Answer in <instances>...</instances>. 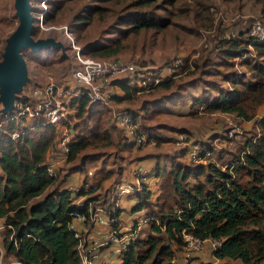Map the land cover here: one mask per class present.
<instances>
[{"label": "trees", "instance_id": "trees-1", "mask_svg": "<svg viewBox=\"0 0 264 264\" xmlns=\"http://www.w3.org/2000/svg\"><path fill=\"white\" fill-rule=\"evenodd\" d=\"M72 1L49 0L42 17L45 25L58 20L65 4ZM178 1L87 0L72 15L68 31L83 42L84 54L113 57L121 50L122 39L128 40L150 29L163 31L172 25L174 17L169 6L174 8ZM253 1L260 4L264 16V0ZM161 10L163 16L159 15ZM180 12H184L183 7ZM112 15L117 16L112 24L116 40L110 39L113 41L107 43L87 39L84 32L99 26L100 17L107 24V18ZM248 31L231 35L217 53L221 58L219 65L227 69L221 78L228 81L230 90L214 95L212 90L203 89L198 95H190L193 105L202 106L207 112L234 113L250 120L264 103V37L257 38ZM36 32L34 26L32 35L36 36ZM53 51L63 54L60 49L42 48L28 56L34 60ZM235 64L245 71L234 70ZM207 65L212 70L216 64L204 60L201 75L213 74L205 69ZM195 68L198 69V65ZM165 77L156 86L169 88L175 85L172 79ZM132 80L133 84H130ZM202 80L194 77L191 82L201 83ZM209 84L211 88L217 85L213 81ZM41 85L34 84L33 87ZM110 85H117L123 92L110 95L116 102L132 101L144 88L130 77L113 79ZM26 86L18 96L28 97L26 94L33 87L25 89ZM98 104V101H90L83 91L72 94L64 103L67 114L77 119L70 126L75 133L68 144L67 162L77 160L89 147L114 142L111 130L101 125L102 111L95 108ZM0 117L4 115L0 113ZM131 119L136 121V115L131 114ZM255 125L257 131L245 137L226 163L213 160L175 162L165 170V176L159 182L161 192L155 202L151 199L148 178L141 183L142 190L138 191L131 210H144L150 232L145 238L137 237L131 241L117 264H175L174 260L182 253L183 231L201 239L219 240L220 245L212 250L217 259L238 258L243 264H264V116L258 118ZM13 131L18 132L15 138L10 137ZM59 134V125L45 122L42 116L27 119L21 126L14 120L0 124V219L6 224L0 231V244L2 255L11 254L21 264H83L77 249L78 238L69 228V222L73 213L88 217L89 203H94L96 198L90 189L80 188L73 193L60 188L59 184L65 178L59 180L58 175L48 172L47 153L51 146H57ZM120 138L123 140V133ZM87 156L91 154L82 156L81 162L73 165L71 171H83L85 161L91 158ZM156 172L157 176L161 175L159 167ZM80 196H85L84 200L76 203ZM199 264L217 263L201 261Z\"/></svg>", "mask_w": 264, "mask_h": 264}, {"label": "rangeland", "instance_id": "rangeland-1", "mask_svg": "<svg viewBox=\"0 0 264 264\" xmlns=\"http://www.w3.org/2000/svg\"><path fill=\"white\" fill-rule=\"evenodd\" d=\"M30 1L34 6L36 36L52 34L63 42L64 39L59 30L48 32L40 25L42 24L43 27L65 25L68 30L72 15L80 10L82 4L87 2V0H73L66 3L64 12L59 14L58 20L45 25L43 21L41 23L38 21L39 14L43 10L40 0ZM48 1L44 2L46 4L45 11ZM169 7L174 17L172 25L163 31L150 29L132 36L128 40L122 39L121 50L117 55L112 56L126 58L145 69H157L167 75V78L172 79L175 85L169 88L160 86L143 88L135 94L134 99L130 102L112 101L111 94L104 96L101 101H98L99 104L95 108L102 111L101 125L111 130L114 142L108 145L101 143L99 147L95 148L89 147L83 150L79 158L73 162H67L66 154L56 144L51 146L47 153V164L57 167L54 173L59 178L64 176L72 187L78 185H84L86 189L90 186L95 187L92 192L96 198L95 204H100L106 209L112 207L118 210L123 209L121 206L124 205V214L119 222L122 227L126 228L131 224L130 209L134 205L138 191L142 190V186L137 188L133 184L128 191L132 192L130 196H128L129 193L118 192V187L132 184V180L134 183L136 163H138L137 167L144 169L148 179H152L149 185L153 187L150 192L151 199H154L153 202H155L157 200L155 197H159L161 192L159 182L165 176V170L172 167L174 162L193 163L188 160L185 154L181 156V150H185L192 142H200L206 144L210 150L211 155L206 160L226 163L233 157V153L237 152L245 137L257 131L255 122L264 116V103L259 106L253 117L247 120L234 113L207 112L202 106L193 105V99L190 97V95L194 96L203 92V89L212 90L214 95H218L222 90H230L231 85L221 78V74L227 69L219 65L221 58L217 53L223 47L226 39L238 31H248L247 29H250L255 19L261 20L264 29V16L260 12V4L253 0H180L174 8ZM182 7L184 12H180ZM159 15L163 16L164 12L161 10ZM116 17V15L108 17L107 24L100 17L99 26L84 32L88 35L87 39L95 38L107 43L112 42L117 37L114 25L112 26ZM16 24L13 0H1L0 54L5 38ZM72 36L82 47L83 42L76 37L75 33ZM64 45L66 50L65 52L61 51L63 54L54 51L47 52L34 60L28 56L32 51L24 49L23 54L29 76V82L27 86L25 85V89L33 87L34 84L40 85L51 81L57 87L65 90L63 92L65 96L60 95V99L68 101L69 97L66 96L70 91L73 93L76 86L70 79L72 64L70 57L66 55L70 52L65 42ZM204 60L207 63L210 61L216 64L212 70L208 65L205 68L211 70L212 75H201L200 68ZM195 65H198L199 68L196 69ZM233 69L238 72L245 71L238 64H235ZM194 77L203 80L201 83H192L191 79ZM209 81H213L217 85H212L211 88ZM65 108L66 116L64 115L62 120L69 121V126H72L77 119L73 118L72 114H67L68 108ZM128 110H133L131 112L137 115L136 122L139 130L150 138L142 146L137 147L132 143L130 147L124 146L125 142L120 138L122 132L116 127L117 123L113 114L120 111L128 112ZM64 128L59 126L60 131L62 129L61 135ZM68 130L71 136L75 133L72 127H69ZM87 154H91V156H87L91 158L85 161L83 171H71V167L80 163L82 160L80 158ZM158 167L161 169V175L156 178ZM130 168L133 172L129 170ZM155 178L159 179L156 185L153 184ZM80 179H84V181L73 184ZM128 197L132 199L131 202H128ZM121 199L123 202H120ZM149 232L148 225L143 226L138 237L145 238ZM203 249L198 254L206 256L211 261H217L218 264H243L238 258L217 259L212 254L211 246L208 243ZM181 256L182 254L179 253L177 259H180V264H183ZM11 258L12 255L8 254L2 255L0 259L7 261Z\"/></svg>", "mask_w": 264, "mask_h": 264}, {"label": "built area", "instance_id": "built-area-1", "mask_svg": "<svg viewBox=\"0 0 264 264\" xmlns=\"http://www.w3.org/2000/svg\"><path fill=\"white\" fill-rule=\"evenodd\" d=\"M46 0H40L42 11L39 14V22L41 23L43 13L45 12ZM49 29L48 27H40L47 30H59L61 36H63L65 44L68 46L70 54L68 57L71 59V71L70 79L73 84L79 89L73 93L70 91V97L72 94H76L79 91L85 92L92 102L101 101L104 96L108 94L105 92L106 88L110 85L113 79H121L124 77H130L135 79L139 85L145 89L156 86L161 80L166 78L165 74L161 73L157 69L150 70L145 69L143 66H138L136 63L129 61L123 57H108L100 58L94 57L82 52L80 44H78L72 34L67 30L65 25H60ZM50 27V26H49ZM248 33L257 38L264 37L263 24L260 19H255L252 23ZM233 33L232 35H234ZM63 42V43H64ZM65 90L57 87L55 83L49 81L41 86L33 87L26 96H18L14 101V106L11 111L3 114L4 117H0V124H4L7 121H18L20 126L25 124V120L33 119L36 116H42L45 122L53 125H59L64 128L61 135L59 134V140L57 147L60 148L64 154L67 155L69 150V141L72 136L69 133L68 128L69 121H63L66 108L64 107L65 100L60 99V95L65 96L63 93ZM66 116V115H65ZM116 125L121 129L124 138L123 141L134 146H142L146 144L150 138L139 130L136 122L131 119V114L127 111H120L113 114ZM68 127V128H67ZM18 136L17 131H13L10 134L11 138ZM186 156L189 161L193 163L205 162L210 155V150L206 144L200 142H192L185 149ZM47 170L50 174H55V168L52 164H47ZM147 175L143 168L136 167L134 169V183L129 185H120L118 192L127 193L131 186L134 184L138 188L142 182L146 181ZM86 185V184H85ZM84 188V185H80L77 189H70L73 193L78 189ZM95 189L94 186L89 188ZM86 189V190H87ZM88 217L82 213H73V217L69 222V228L74 232V235L78 238L77 249L81 257L83 264H98L99 252L103 248H110L113 253L121 259L124 249L127 245L138 237V234L143 227L144 220L139 218L134 220L131 225L126 228L122 227L119 222V217L116 214L117 208L106 209L100 204L89 203ZM75 222H80V226L83 225V229H79ZM97 223L105 227V231L97 229L96 233L100 235L98 238H93L87 243L86 237V223ZM6 227V224L0 219V231ZM1 236V234H0ZM182 256L186 262L192 260L193 256L200 252L205 244L208 243L211 249L214 250L220 245V241L217 239L206 238L201 239L195 236L191 232H182ZM3 246L0 244V258L2 257ZM100 263H107L101 261ZM0 264H21L20 261L12 257L7 261L0 259Z\"/></svg>", "mask_w": 264, "mask_h": 264}, {"label": "water", "instance_id": "water-1", "mask_svg": "<svg viewBox=\"0 0 264 264\" xmlns=\"http://www.w3.org/2000/svg\"><path fill=\"white\" fill-rule=\"evenodd\" d=\"M14 15L17 18L15 28L5 38L0 54V113L12 110L14 101L29 81L27 65L22 49L37 51L42 48H55L65 52L61 39L52 34L34 37V6L30 0H13ZM52 29L53 26L48 27ZM52 32V30H48Z\"/></svg>", "mask_w": 264, "mask_h": 264}, {"label": "crops", "instance_id": "crops-1", "mask_svg": "<svg viewBox=\"0 0 264 264\" xmlns=\"http://www.w3.org/2000/svg\"><path fill=\"white\" fill-rule=\"evenodd\" d=\"M130 84H133V80L132 81H130L129 82ZM112 88H114V89H112ZM111 89H112V91H111ZM105 92L107 93V94H122L123 92H122V90L117 86V85H109L107 88H106V90H105ZM113 101V100H112ZM124 102V101H123ZM130 110H128V112H129ZM131 111H133V110H131ZM129 112V113H131L132 115L133 114H135V113H133V112ZM136 115V114H135ZM136 117H137V115H136ZM137 121V120H136ZM135 121V122H136ZM136 124H137V122H136ZM137 126H138V124H137ZM116 127H117V125H116ZM139 127V126H138ZM118 128V127H117ZM184 149V148H183ZM185 151L186 150H181V156H183L184 154L186 155V153H185ZM67 156V155H66ZM175 163V162H174ZM136 164H138V163H136ZM136 164H135V166H134V168L135 167H137L136 166ZM55 168V167H54ZM133 168V169H134ZM129 170H132V168H130ZM132 172H133V170H132ZM64 177V176H63ZM62 177V178H63ZM133 177V176H132ZM158 176L156 175V178H157ZM65 178V177H64ZM148 178V177H147ZM153 179V184H157L158 182H159V179ZM59 180H60V178H59ZM67 179H62V181L60 182V184H59V187L60 188H65V189H77L80 185H78V186H76V187H72L71 186V184H69L67 181H66ZM147 180V179H146ZM150 180H152V179H148V181H149V183H148V185L149 184H151V181ZM84 181V179H80L77 183H73V184H78V183H80V182H83ZM132 183H133V180L131 181ZM130 182V183H131ZM149 187V189L151 190V192H152V189H153V187H150V185L148 186ZM127 193H129V192H127ZM132 194V192L131 193H129V195L128 196H130ZM84 198H85V196H80V197H77L76 198V203H80V202H82L83 200H84ZM129 199V200H128ZM128 202H131L132 201V199L130 198V197H128ZM131 200V201H130ZM135 201H136V199H135ZM120 202H123V200L121 199L120 200ZM134 202V201H133ZM123 209L125 208V206L124 205H122L121 206ZM123 209H121V210H118L117 209V212H118V217H119V219L121 220L122 219V216H123V214H124V210ZM129 212V211H128ZM129 215V214H128ZM139 218H141V219H143L144 220V222H143V226H146L147 225V221H148V218H146L145 217V213H144V210L142 209V210H139V211H132L131 209H130V222L132 223L134 220H136V219H139ZM75 224H76V226L77 227H79L80 226V222H75ZM131 225V224H130ZM86 226H87V223H86ZM79 229H83V225H81L80 227H79ZM97 229H101V231H105V227L104 226H102V225H98L97 223H93V224H90L89 223V225L86 227V237H87V243H89V240L90 239H93V238H98V237H100V235H98L97 233H96V230ZM204 250V249H203ZM182 254V253H181ZM210 255V254H209ZM122 258V257H121ZM181 259H182V261H183V264H199L201 261H211L209 258H207L206 256H202V255H199L198 253H196L194 256H193V258H192V260L191 261H189V262H186L185 260H184V258H183V256H181ZM98 260H100L99 261V263L101 262V261H106L107 263H109V264H117L118 262H120V258H118L117 257V255L115 254V253H113L112 252V250L110 249V248H103L100 252H99V256H98ZM214 263H217V261H213ZM181 263V260L179 259H175V264H180ZM218 264V263H217Z\"/></svg>", "mask_w": 264, "mask_h": 264}]
</instances>
